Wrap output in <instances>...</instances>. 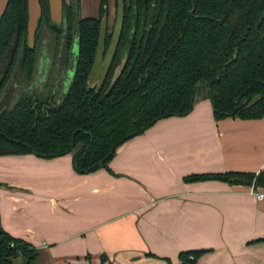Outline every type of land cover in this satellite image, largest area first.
Returning a JSON list of instances; mask_svg holds the SVG:
<instances>
[{
    "label": "trees",
    "instance_id": "trees-1",
    "mask_svg": "<svg viewBox=\"0 0 264 264\" xmlns=\"http://www.w3.org/2000/svg\"><path fill=\"white\" fill-rule=\"evenodd\" d=\"M38 1L31 44L27 0H6L0 13V96L10 81L21 85L14 101L0 106V154L52 157L70 152L74 170L87 174L107 169L125 139L157 119L188 113L200 98L210 100L216 119L264 115V0H123L119 39L98 89L87 86L86 78L108 0H99L97 16H80L78 0L62 1L61 25L50 20L48 1ZM41 30L50 34L54 51L63 46L68 52L77 43L73 74L57 99L51 89L28 88ZM110 37L106 32L105 48ZM124 54L122 71L110 83ZM204 180L255 190L264 188V167L256 173L184 177ZM204 252L179 256L182 264H194ZM37 255L33 245L0 225V264H34ZM100 260L107 259L100 255Z\"/></svg>",
    "mask_w": 264,
    "mask_h": 264
},
{
    "label": "crops",
    "instance_id": "crops-1",
    "mask_svg": "<svg viewBox=\"0 0 264 264\" xmlns=\"http://www.w3.org/2000/svg\"><path fill=\"white\" fill-rule=\"evenodd\" d=\"M47 1L53 22L72 2ZM77 5L98 15L99 0ZM27 12L30 43L39 1L27 0ZM263 167L264 115L216 119L200 98L121 142L107 169L78 173L70 152L0 154V225L35 247L34 264H182L180 253L195 250L205 252L194 264H264V188L184 181Z\"/></svg>",
    "mask_w": 264,
    "mask_h": 264
},
{
    "label": "flooded vegetation",
    "instance_id": "flooded-vegetation-1",
    "mask_svg": "<svg viewBox=\"0 0 264 264\" xmlns=\"http://www.w3.org/2000/svg\"><path fill=\"white\" fill-rule=\"evenodd\" d=\"M107 21H108V17H107ZM63 23H64V18L62 16L60 23L58 24L57 22V24L61 25ZM44 39H46L45 41H47V48L44 47V43H43ZM50 40H51L50 34L45 30H41L39 33V47H38L34 73L32 80L28 85V88L39 89V90L44 88L51 89L54 98L57 99L60 97L62 93H64V91L67 89L69 85L68 84L67 87L65 88V83L66 80L68 79V76L65 75V70L67 68L73 70L74 64L72 63L69 65V58L70 56H73V53L71 52V48L68 52H66L63 46L59 47L57 51H54L52 49ZM32 42L33 40L30 42V44ZM74 42H76V40ZM46 52L47 54H49V59L47 58V64L46 66H44L45 77L42 78L38 74L41 73L40 72L42 67L41 59L44 57V55L46 56L45 54ZM65 57L68 58L67 61L65 60ZM20 88L21 85L15 83L14 81H10L6 85L4 91L0 96V106H3L5 104H8L9 102L14 101L17 97V94L19 93ZM60 88L62 89V91L60 90Z\"/></svg>",
    "mask_w": 264,
    "mask_h": 264
},
{
    "label": "water",
    "instance_id": "water-1",
    "mask_svg": "<svg viewBox=\"0 0 264 264\" xmlns=\"http://www.w3.org/2000/svg\"><path fill=\"white\" fill-rule=\"evenodd\" d=\"M122 20H123V0H116L114 24L112 28L111 37L106 48L104 47V42H105V34L107 28V14L106 13L102 14L100 18L97 45H96L92 64L86 78L87 86L89 87L94 86L95 89H98L99 86L102 84L103 80L105 79V76L110 68L114 51L119 39V35L122 27ZM74 45H75V49L71 51L73 53V64H75L76 62V55L78 49L76 42H74ZM124 62H125V54L121 58L120 62L114 66L110 78V83H113L118 77V75L121 73ZM71 72L72 73L69 74L68 79L66 80L65 88L70 82V78L73 74V70Z\"/></svg>",
    "mask_w": 264,
    "mask_h": 264
},
{
    "label": "rangeland",
    "instance_id": "rangeland-1",
    "mask_svg": "<svg viewBox=\"0 0 264 264\" xmlns=\"http://www.w3.org/2000/svg\"><path fill=\"white\" fill-rule=\"evenodd\" d=\"M115 9H116V6H115V0H110V12H109V18H108V21H107V28H106V32H111L112 28H113V24H114V18H115ZM53 22V21H52ZM57 24V22H54ZM60 23V21L58 22V24ZM46 39H44V47L47 48V41H45ZM75 49V45L74 43H72V47H71V51ZM46 56L44 55V57L41 59V73L38 74L40 77H45V74H44V66H46L47 64V58L49 59V54H47V52L45 53ZM73 63V56H70L69 58V65ZM72 69H69L67 68L65 70V75L69 76ZM60 90L62 91V89L60 88ZM65 90V89H64ZM15 92V90H14Z\"/></svg>",
    "mask_w": 264,
    "mask_h": 264
},
{
    "label": "built area",
    "instance_id": "built-area-1",
    "mask_svg": "<svg viewBox=\"0 0 264 264\" xmlns=\"http://www.w3.org/2000/svg\"><path fill=\"white\" fill-rule=\"evenodd\" d=\"M262 196H263L262 193H257V194H256V197H257V198H261Z\"/></svg>",
    "mask_w": 264,
    "mask_h": 264
}]
</instances>
